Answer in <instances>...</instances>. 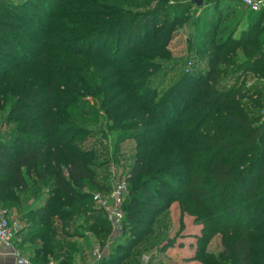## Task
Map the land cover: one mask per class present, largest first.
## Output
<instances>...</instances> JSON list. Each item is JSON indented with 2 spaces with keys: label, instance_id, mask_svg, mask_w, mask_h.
<instances>
[{
  "label": "trees",
  "instance_id": "16d2710c",
  "mask_svg": "<svg viewBox=\"0 0 264 264\" xmlns=\"http://www.w3.org/2000/svg\"><path fill=\"white\" fill-rule=\"evenodd\" d=\"M49 1L0 0V104L10 107L17 125L9 139L0 138V209L12 201L24 209L20 222L29 227L20 248L33 246L30 261L76 264L80 246L68 240L85 234L69 232L73 221L90 211V189H112L96 178L94 170L105 167L97 152L81 147L105 122L119 140L136 145L121 223H143L145 212L159 217L169 202L162 193L180 183L196 222L236 235L221 264H264V90L245 85L249 76H264V11L249 10L251 20L216 44L206 69L183 72L172 93L160 96L154 77L182 21L164 8L172 1L152 8L151 0ZM202 1L201 11L210 4L223 16L221 0ZM223 2L242 7L238 0ZM26 46L32 52L13 63ZM238 56L241 62L234 61ZM178 88L184 92L176 94ZM171 103L183 105L178 116ZM100 214L84 240L111 233ZM155 234L141 231L134 246ZM118 251L122 256L125 249ZM130 255L115 256L117 264Z\"/></svg>",
  "mask_w": 264,
  "mask_h": 264
},
{
  "label": "rangeland",
  "instance_id": "374dc122",
  "mask_svg": "<svg viewBox=\"0 0 264 264\" xmlns=\"http://www.w3.org/2000/svg\"><path fill=\"white\" fill-rule=\"evenodd\" d=\"M6 1L11 4H20L24 2V0ZM170 1H172V3L170 2L164 5V8L170 12L169 18L171 19L174 15H178L182 21L168 48L170 55L167 60H162L163 66L161 70H159L160 73H157L154 77L158 78V80L155 81L156 84H161V88H158L160 93H162L160 96L167 91H170V94L172 93L171 89L175 87L177 83L179 84L183 72L187 74L189 71H193L190 75L200 74L201 71L197 69H206L207 62L211 58L216 44L218 45L223 42L228 34H230L231 30L237 29L238 26L241 28L248 22L247 20H251L250 11L241 7L236 2L226 7L223 0H221L220 7L223 8L222 10L224 12L222 17H218L212 13L213 7H209L210 4L203 6L205 8L204 11L199 9V7L204 4L202 0L200 1L202 2L200 5L181 0ZM158 2V0H151V8L158 6ZM49 3L51 5L53 4L52 6L59 4L58 0H50ZM185 5L191 6L189 10L185 8ZM8 11L12 14L15 13L14 10ZM15 14L20 15V13ZM34 20L38 24L41 21L38 17ZM201 21H204V26H202L203 23L200 24ZM43 24L44 22L41 26H43ZM203 27H205V29H202ZM236 34L237 31L234 35ZM28 36L31 38L32 34ZM111 43H114V40H112ZM29 52H32V50L26 46L24 50L20 52V57L17 56L13 60V63L19 62L21 57H24ZM242 60L240 56L234 59L235 62H241ZM243 81L242 79L238 84L241 85ZM245 85H247V87L255 86L257 89L264 90V76L258 81L255 76H249ZM182 91L178 88L176 94ZM91 99L88 98V100L91 101L90 104L94 106ZM167 104H169V102ZM172 104L174 114L178 116L182 112L183 105L171 103V105ZM9 113L10 107L8 105L6 107L5 104H0V138L4 141L9 139L12 133L17 132V125L9 119ZM101 124L102 129H100L101 127L99 126L94 127L95 134L83 141L84 143L81 144V147L86 151L93 149L97 152L98 163L101 166L105 165V167L94 170L97 175L96 178L102 184H106L109 188H112L114 185L127 178L126 175L133 165L136 145L132 139L125 140L120 137L119 140L117 132H112L109 125L107 127L105 122H101ZM171 187L172 189L170 191L162 193L168 197L167 201H169L168 209L165 210L163 214L157 217L155 214L150 215L145 212L142 217L143 223L130 224L123 222L119 224L120 226L118 228H116V226L114 227L111 222L108 221L111 224V233L105 240H95L91 237L87 240L83 239L85 236L90 235L87 232V227L91 226L93 222L104 218L102 214H100L103 211L96 209L91 201H87L86 204L87 207H90V211L88 213L80 212L77 217L78 219L73 221L74 223L69 231L72 234H85L83 235L84 237H74L68 240L69 243L80 246V252L76 256V264H95L104 258L111 259L107 264H117L115 256L120 257V260H122L121 257L125 256L127 253H131V258L123 264H221L220 256L226 250L228 240L236 235L233 234V232L227 234V232H225L226 229L223 228L224 230H220L221 227L219 228L217 225L210 227L209 231H206V226L196 222L195 218L189 215L186 206H184L185 198L182 197L185 190L184 186L180 183H171ZM46 188L49 189L50 186L48 185ZM46 188L44 190H47ZM39 189H43L42 186H39ZM90 190L91 197L93 194L98 193L96 189ZM25 198V200H27L29 195H26ZM28 203L30 202L28 201ZM20 210H24L23 208L20 209V203L18 204L12 201L7 205L1 206L0 213H9L11 217L20 221L22 212ZM144 223L150 224L151 227H148V225ZM24 226L27 229L29 223L26 222L23 224V227ZM213 229L215 233L210 238V231ZM146 230L155 231L156 234L154 236H149L147 241L139 243V245L135 247L134 245L138 240V235L141 231L146 232ZM20 244H22V239L20 242L19 238L15 244L16 247L25 257L27 256L24 253H28L31 257L33 254V246L26 244L23 250L20 248ZM119 248L125 249L122 256L119 253L120 251H118ZM97 249L100 251L99 254L97 253ZM138 255L140 258H135V256Z\"/></svg>",
  "mask_w": 264,
  "mask_h": 264
},
{
  "label": "built area",
  "instance_id": "2783aa9c",
  "mask_svg": "<svg viewBox=\"0 0 264 264\" xmlns=\"http://www.w3.org/2000/svg\"><path fill=\"white\" fill-rule=\"evenodd\" d=\"M242 7L255 13L264 11V0H238ZM126 181L114 185L109 194L96 193L92 196V201L96 209L103 211L108 221L115 227L121 224L124 219L123 206L128 195ZM23 230L22 223L11 217L9 213H0V255L4 252L15 258V264H35L25 257L16 248L15 244L19 240ZM99 249L97 253L99 254ZM53 264V263H52Z\"/></svg>",
  "mask_w": 264,
  "mask_h": 264
},
{
  "label": "crops",
  "instance_id": "0c3cea01",
  "mask_svg": "<svg viewBox=\"0 0 264 264\" xmlns=\"http://www.w3.org/2000/svg\"><path fill=\"white\" fill-rule=\"evenodd\" d=\"M30 203L26 202L25 200V209H27V207L29 206ZM120 225L117 224L116 228H118ZM20 242H21V238H20ZM20 253H22L20 251ZM27 257L29 256L28 253H24ZM30 257V256H29ZM0 264H15V258L12 257L9 254H6L5 252L3 254L0 255Z\"/></svg>",
  "mask_w": 264,
  "mask_h": 264
},
{
  "label": "water",
  "instance_id": "95a60500",
  "mask_svg": "<svg viewBox=\"0 0 264 264\" xmlns=\"http://www.w3.org/2000/svg\"><path fill=\"white\" fill-rule=\"evenodd\" d=\"M198 4L200 5V4H202V2L199 1Z\"/></svg>",
  "mask_w": 264,
  "mask_h": 264
}]
</instances>
